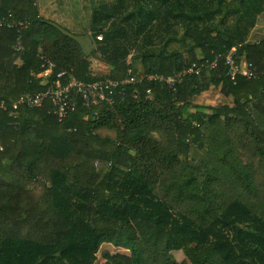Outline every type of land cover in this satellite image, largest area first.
Returning <instances> with one entry per match:
<instances>
[{"label": "trees", "instance_id": "trees-1", "mask_svg": "<svg viewBox=\"0 0 264 264\" xmlns=\"http://www.w3.org/2000/svg\"><path fill=\"white\" fill-rule=\"evenodd\" d=\"M130 1L131 10L128 0L93 7L91 54L109 67L94 70L77 37L40 15L33 0H0V67L16 51L17 33L24 57L14 89L0 91V161L15 171L0 177V264H96L104 242L113 264H264V39L247 40L264 0ZM161 22L168 29L163 46L179 41L188 56L147 48ZM176 24L180 35L171 31ZM141 46L142 53H130ZM233 46L253 77L226 75L221 55ZM215 57L213 70L183 75L175 92L157 81L129 84L91 109L76 99V111L62 121L49 99L39 107L19 103L56 78L62 85L71 77L116 80L128 69L179 78ZM44 58L56 66L39 76ZM212 89L228 102L190 111ZM100 160L108 166L97 172Z\"/></svg>", "mask_w": 264, "mask_h": 264}, {"label": "rangeland", "instance_id": "rangeland-1", "mask_svg": "<svg viewBox=\"0 0 264 264\" xmlns=\"http://www.w3.org/2000/svg\"><path fill=\"white\" fill-rule=\"evenodd\" d=\"M112 2L115 0H33V4H35V10L40 13L45 18L50 19L52 22L61 26L67 33L75 35L79 42L82 44L84 53L91 60V69H105L109 68L108 65H105L100 59V53L97 52L96 55L91 54V50L95 49L96 42L95 38L89 28V19L90 14L95 5L99 2ZM128 4V10L133 8V4L130 0ZM26 3H30V0H25ZM134 27V26H132ZM135 28V27H134ZM168 31L167 26H165L162 22L160 24H154V31L152 34V43H148L147 48L154 49L158 51L161 48L167 49V51L178 50L181 51L183 55L188 56L187 48L184 50V46L179 41H173L169 46H163L164 41L161 37H166V32ZM173 32H176L177 35H180L183 32V28L180 24H176L173 27ZM126 32L130 35L131 27H126ZM97 39V38H96ZM98 40V39H97ZM248 41L250 40V35L247 37ZM100 41V40H98ZM188 44V42H186ZM142 47H133L131 48L132 54H140L142 53ZM42 51V50H41ZM197 56L202 57L203 54L201 51H197ZM127 61L130 62V55L127 57ZM244 62L245 59H242ZM24 62V57L22 56V52L18 53L14 51L9 58V60L5 61L3 67H0V91L9 92L12 91L15 87V68L21 66ZM143 65L145 66V62L143 61ZM227 98L218 90H209L202 95L195 98L191 103L190 111H207L209 112V107L216 106L220 103H227ZM12 133H17L18 124L9 125ZM99 132L102 137L114 138V131L108 129H100ZM194 148L197 149L195 145ZM119 160L122 162L126 159V154H122ZM108 166L106 161L100 160L94 163L95 170L97 172H102V170ZM15 171H11L8 173L4 169L3 162L0 161V177L2 179L9 180L10 176L13 177ZM44 168L43 166H39L37 170L38 177H43ZM131 224L138 231H144L147 229V225L139 222L138 220H132ZM106 242L101 245L98 252V262L96 264H104L105 261H109L110 264H113V254L108 249H104V245ZM180 264H189L184 261L183 258L180 259Z\"/></svg>", "mask_w": 264, "mask_h": 264}, {"label": "built area", "instance_id": "built-area-1", "mask_svg": "<svg viewBox=\"0 0 264 264\" xmlns=\"http://www.w3.org/2000/svg\"><path fill=\"white\" fill-rule=\"evenodd\" d=\"M8 27H17L25 25L22 22H13L10 24L5 21L3 23ZM17 43L15 46L16 52L20 53L23 50V46L19 40L21 36L16 34ZM98 40L102 39V36H97ZM237 46H233L228 49L224 54L221 55L223 58V69L226 72V75L230 80L235 81L238 75L244 76L246 78H251L255 75V70L252 67L251 63L247 61H242L241 63L237 57ZM219 62V57L208 64H201L198 66L193 64L190 68L186 69L179 78L174 77H164L162 75H154L148 73L137 74L136 76L131 75V71L128 69V76L121 79L111 80H98L94 82L85 83L82 80L74 79L73 77L67 79L65 85L61 84V79H54L51 84L47 87L46 91L39 92L36 95L24 94L20 97L19 103H25L30 107H39L42 105L43 100L49 99L52 106V114L57 118L58 121L65 119L69 113L75 112L77 109L76 99L81 101L82 106L85 109H91L94 105L101 103H110L115 95V93L120 92L126 85H135L136 83L146 85L149 82L157 81L165 83L169 86L172 92H175V83H180L183 75H192V74H201L204 71V67H207L209 70H213L217 63ZM56 65L44 58L43 65L41 66L39 76H45L52 72ZM62 75V72L58 74V77ZM1 107L3 104H1ZM13 108H16L15 104H12ZM17 124L10 123L9 125Z\"/></svg>", "mask_w": 264, "mask_h": 264}, {"label": "crops", "instance_id": "crops-1", "mask_svg": "<svg viewBox=\"0 0 264 264\" xmlns=\"http://www.w3.org/2000/svg\"><path fill=\"white\" fill-rule=\"evenodd\" d=\"M264 39V9L263 11L257 16L256 22L252 28L250 33V40H260Z\"/></svg>", "mask_w": 264, "mask_h": 264}]
</instances>
